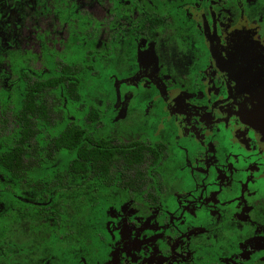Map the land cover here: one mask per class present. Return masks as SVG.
<instances>
[{
    "label": "flooded vegetation",
    "instance_id": "obj_1",
    "mask_svg": "<svg viewBox=\"0 0 264 264\" xmlns=\"http://www.w3.org/2000/svg\"><path fill=\"white\" fill-rule=\"evenodd\" d=\"M8 221L0 264H264V0H0Z\"/></svg>",
    "mask_w": 264,
    "mask_h": 264
},
{
    "label": "rangeland",
    "instance_id": "obj_2",
    "mask_svg": "<svg viewBox=\"0 0 264 264\" xmlns=\"http://www.w3.org/2000/svg\"><path fill=\"white\" fill-rule=\"evenodd\" d=\"M4 199L7 202H11V197L10 196L8 197V195H6ZM9 226H10V221H8L7 224L5 225L4 231H3V233L0 234V237H3V234L7 231V229L9 228Z\"/></svg>",
    "mask_w": 264,
    "mask_h": 264
},
{
    "label": "trees",
    "instance_id": "obj_3",
    "mask_svg": "<svg viewBox=\"0 0 264 264\" xmlns=\"http://www.w3.org/2000/svg\"><path fill=\"white\" fill-rule=\"evenodd\" d=\"M63 130H84V127L81 125H70L65 127Z\"/></svg>",
    "mask_w": 264,
    "mask_h": 264
}]
</instances>
